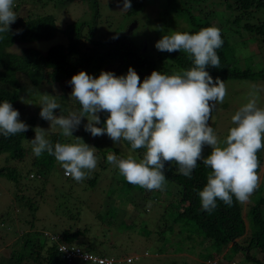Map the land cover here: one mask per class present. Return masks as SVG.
Segmentation results:
<instances>
[{
  "label": "rangeland",
  "instance_id": "obj_1",
  "mask_svg": "<svg viewBox=\"0 0 264 264\" xmlns=\"http://www.w3.org/2000/svg\"><path fill=\"white\" fill-rule=\"evenodd\" d=\"M16 3L18 6L14 8V11L17 19L10 25L12 26L10 32L16 34V39L8 49L10 53L18 55L21 49L30 48L44 55L51 46L65 44L66 39L62 31L67 25L78 22L83 25L82 35L85 37L91 28H93L92 40L125 36L138 48L142 57H149L154 61L156 59L155 44L162 38L160 36L162 24L157 21L160 8L150 0L146 1L143 9L134 17H128L126 11H122L123 6L118 0H14V5ZM221 9L222 7L211 5L206 6L204 12ZM184 26V23L176 22L174 28L171 26L169 35ZM90 46L87 43L86 50ZM229 51L227 59L233 62L234 68L252 71L264 69V48L259 47L251 37L246 39L241 37L240 40L236 37L230 38ZM165 64L163 68L156 63L155 71L165 74L176 71L173 68L168 70V62ZM117 70H119V63L116 61L102 71L112 72L116 76L127 74V72L118 73ZM98 72H95L97 78L100 74ZM221 81L225 83L227 94L223 103L217 104L209 125L214 128L218 140L223 143L229 129L235 126L232 124L231 117L249 101L250 93H256L259 97L258 106L264 108V71L262 79ZM20 82L26 88V96L18 101L23 108L19 113L27 114L29 118L37 113V116L40 115L41 93L56 96L57 102L59 95H63L58 85L47 84L44 80L41 85L35 86L30 82L28 84L26 80H20ZM61 87H64L69 99L67 105L71 111L68 112V116L69 113L76 112L73 105L74 99L70 98L72 88L69 87L68 81L62 82ZM54 115L59 116L58 113ZM37 119L30 138L22 144L23 154L20 159H11L13 157L8 156L7 151L12 153L11 148L7 150L3 147L0 153V169L16 167L21 171L22 176H25V172L28 173L27 178L20 180L18 189L13 191L11 185L0 174V220L5 217V223L8 222L6 226L0 222V254H3L6 259L11 256L14 258L28 234L32 235L34 232L41 231L57 236L64 230L69 233L84 230L74 243H91L93 251L97 250L108 256L115 254L124 256L125 258L119 259L122 261L127 258L133 260L136 258L133 262L131 261L132 263L127 264H202L203 262L205 264H253L243 260L241 253L229 252L227 249L230 244L221 250L220 254H214L210 260H204L202 257L206 252L205 245L199 244L201 239L197 235L188 230H180L177 225H171V230L165 227V225L170 226L171 218L169 217L175 214V211H169L170 208H168L170 204H175L174 198L165 193V191L173 193L171 186L165 185L161 191L145 189L142 195H147L146 202H143L141 198H132L135 207L131 208L126 197L114 192L121 187V184L119 183V186L112 182L117 167L107 162L109 150L116 151L118 156L126 158L131 148H126L122 140L117 144L114 143L106 134L93 137L91 133L84 130L88 123L87 119L81 121L79 128L73 132V137H64L61 134L59 142L77 143L75 138H81L84 143L95 147L97 167L88 172L86 178L80 182L65 176L59 162L48 178L45 179L41 175L35 176L33 162L38 157L34 155L30 143L35 138L34 130L37 127L48 130L46 138H50L51 142L50 135L62 132L58 126L51 125L49 121L40 123ZM99 125L96 126L100 127ZM210 151L211 149L205 146L204 156L210 154ZM144 152L145 150L138 149L133 154L142 158ZM258 158L260 159L258 169L260 182L256 192L252 193L254 198L258 195L264 197V149L260 150ZM90 182L93 183L89 184ZM259 188H261L260 191ZM153 198H157L156 201H151ZM123 203L126 210L118 205ZM112 207L117 209L115 214L110 212ZM123 210L125 213L120 216ZM165 210L171 214L166 212L164 217L160 216V213ZM116 214L118 217L115 216ZM129 224H132L133 228L125 227V225L131 227ZM157 225L159 227H156ZM138 230L143 233L138 235ZM43 241L46 243L45 248L52 243L49 237H44ZM262 243L264 247V242ZM43 250H45L44 247L41 255L44 254ZM249 256L264 264V257L258 249L251 250ZM75 264L81 263L76 261Z\"/></svg>",
  "mask_w": 264,
  "mask_h": 264
},
{
  "label": "clouds",
  "instance_id": "obj_2",
  "mask_svg": "<svg viewBox=\"0 0 264 264\" xmlns=\"http://www.w3.org/2000/svg\"><path fill=\"white\" fill-rule=\"evenodd\" d=\"M130 8V0H123L122 11ZM16 19L14 0H0V33H9ZM222 45L221 30L215 26L195 34L164 35L156 49L168 53L183 50L192 60L188 70L171 74L153 71L142 83L131 67L126 75L102 71L98 78L81 71L69 81L70 98L79 103L80 111L56 116L54 110L60 108L56 96L41 93L40 117L58 126L64 137H73L81 121L87 119L84 130L93 137L106 134L116 144L127 141L131 146L127 157L118 158L109 150L107 162L115 165L130 184L149 191L163 190L166 164L175 162L179 173L190 178L202 161L211 170L198 193L202 210L212 212L218 200L232 206L234 197L247 202L260 182L258 153L264 149V108L258 106L256 93H250L249 101L231 117L235 126L229 129L226 140H218L209 121L217 104L223 103L227 89L206 69L219 68L217 49ZM100 113L107 114L103 127L96 126L101 123ZM28 130L12 103H0V134L8 137ZM34 131L35 138L30 141L34 155L47 152L54 156L65 175L76 182L97 167L95 147L81 138H75L77 143L53 145L46 138L48 130L37 127ZM205 146L211 149L206 157ZM142 148V158L133 154Z\"/></svg>",
  "mask_w": 264,
  "mask_h": 264
},
{
  "label": "trees",
  "instance_id": "obj_3",
  "mask_svg": "<svg viewBox=\"0 0 264 264\" xmlns=\"http://www.w3.org/2000/svg\"><path fill=\"white\" fill-rule=\"evenodd\" d=\"M146 1L130 0L131 8L125 12L126 15L134 17L143 9ZM150 1L156 3V6L160 8L157 14V21L162 24V30L160 31V36L162 37L169 35L172 27L174 28L178 21L184 23L185 26L177 31L175 30V32L195 34L199 30L210 26L218 27L221 30L223 45L217 49V54L220 57V66L219 68L208 67L206 69L213 77V80L216 78L220 80H254L263 78L264 69L258 71L239 70L234 68L233 62H229L227 58L230 54L229 42L232 37H236L239 40L241 37H244V39L251 37L254 42H257L259 47L264 48V0ZM118 2L123 6V0H118ZM211 5L222 7V9L204 12V8ZM16 6H18V3L14 5V8ZM215 22L216 24H214ZM82 27L83 25L78 22L67 25L62 31L66 39L65 44L51 46L44 55L30 48L21 49L18 55L10 53L8 49L14 43L16 34L12 32L8 34L0 33V37H2L0 38V103L6 100L12 103L15 110L22 111L23 108L18 104V101L26 96V88L21 84L20 80H26L28 84L30 82L33 86L41 85L44 80L47 84L58 85L63 92V95H59L58 99L60 108L54 110V114L58 113L66 117L71 109L67 105L69 99L64 87H61L62 82L68 81L69 87L72 88L69 81L81 71L97 78L95 72L99 71V74L103 68L117 61L119 63L118 73H125L131 67L136 71L142 83L146 77L155 71L156 63L165 68V63L168 62V70L173 68L176 71L188 70L192 66L191 58L183 50L168 53L160 52L156 49V59L154 61L149 57H142L138 48L132 45L125 36H111L105 39L92 40L93 28L90 29L89 34L85 37L82 35ZM168 27L171 28L167 30ZM87 43L91 45L88 50H86ZM73 105L74 110L79 112L81 108L79 103L74 100ZM37 115L34 114L29 118L27 114H20V120L29 126L27 132L8 137L0 134V153L3 151V147L7 150L11 148L12 153L7 151L8 156L13 157L11 159H20L22 157V144L27 138H30L35 120L38 117V122L43 123L45 121L40 115ZM100 118L101 123L99 126L103 127L107 114L101 113ZM61 134L62 132H57L54 135H50L53 145L59 142ZM122 141L126 148H131L127 141ZM140 150L144 151L145 149L142 148ZM114 153L117 155L116 151ZM117 157L125 158L120 155H117ZM56 164L59 165L54 156L45 152L33 162L35 166L33 172L35 176L41 175L46 179L52 173ZM178 167L175 162H172L166 166L164 171L166 185L173 187V193L167 191L165 193L170 197L172 196L175 201V204H170V207H168L170 208L169 211L173 210L175 214L173 217L170 215V226L165 225V227L171 230V225H177L180 230H188L190 233L197 235L201 239L199 244L205 245L206 252L202 257L204 260H210V258H213L212 255L220 254L221 250L230 244L227 249L229 252L241 253L243 260L253 264H261L260 261L249 256V252L258 249L264 257L262 243L264 242V197L258 195V197L254 198L251 195L247 204L236 201L234 197L232 206H227L218 200L217 207L212 212H206L202 210L198 193L206 185L207 176L211 170L202 161L198 162L191 177L188 178L179 173ZM0 174L11 185L12 191L18 189L20 180L27 178L28 175L25 172V176H22L21 171L16 167L0 169ZM112 182L121 184L122 188L119 187L118 190L113 191L119 196L126 197L128 202H130L131 208L134 206V199L132 198H141L143 202H146L147 195H142L145 189L127 182L120 174L118 168H116V175ZM92 183L90 182L89 184ZM260 190L261 188H259ZM20 199L23 201L22 198ZM156 199L153 198L151 201H156ZM118 205L126 210L124 203ZM116 210V208L112 207L110 212L115 214ZM124 210L120 212V216L125 213ZM118 211L120 210L118 209ZM169 211H162L160 216L164 217L166 212L169 213ZM115 216L118 217V214ZM0 222L1 224L4 223V226L8 223H5V217ZM129 225L131 227L126 225L125 227H128V229L133 228L132 224ZM156 227H159V225ZM83 231L76 230L69 233L64 230L55 236L57 237L55 241L63 245L74 246L84 253L98 254L107 260H115L111 264H127L124 260H119L120 258H125L124 256L120 257L118 254L108 256L103 252L93 251L94 248L91 243H74L80 234H83ZM141 233L143 232L137 231L138 235ZM48 236L47 233L41 231L26 235L22 247L14 258L11 256L6 259L3 254H0V264H67L57 251L56 242L51 241V245L45 248L46 243L43 239ZM51 236H54V234ZM43 247L45 250H43L44 254L41 255ZM142 256L144 257L143 254ZM76 261L81 264H97L79 259H73L70 264H75ZM202 264H205V262Z\"/></svg>",
  "mask_w": 264,
  "mask_h": 264
},
{
  "label": "built area",
  "instance_id": "obj_4",
  "mask_svg": "<svg viewBox=\"0 0 264 264\" xmlns=\"http://www.w3.org/2000/svg\"><path fill=\"white\" fill-rule=\"evenodd\" d=\"M48 237L50 241L56 242L55 239L57 240V237L55 236L49 235ZM56 247H57V251L61 254V257L66 261L67 264H70L73 259H79L82 261H91L92 263H97V264H111L112 262L115 261V260L107 261V259L102 258L98 255H91L88 253H84L83 251H81L80 249L74 246H67L56 242ZM132 260L133 259L127 258V260L125 261L127 263H130Z\"/></svg>",
  "mask_w": 264,
  "mask_h": 264
}]
</instances>
